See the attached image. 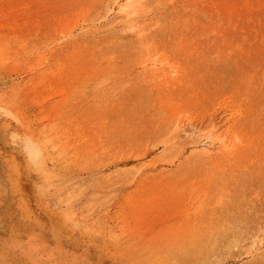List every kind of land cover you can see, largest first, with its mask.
<instances>
[{
    "label": "rangeland",
    "instance_id": "rangeland-1",
    "mask_svg": "<svg viewBox=\"0 0 264 264\" xmlns=\"http://www.w3.org/2000/svg\"><path fill=\"white\" fill-rule=\"evenodd\" d=\"M100 1L102 14L94 16L90 11ZM147 2L0 0V30L8 39L3 47L13 55L0 63V106H5L0 108V234L31 237L43 252L57 247L80 264H198L197 257L205 255L194 246L198 228L212 226L211 219L224 223L235 215L238 221L264 224V178L252 164L232 161L230 169L221 164L227 149L242 144L235 130L255 145L249 148L253 163L264 153V0L195 3V22L187 17L191 9L184 0H160L145 10ZM48 5L55 15L51 22ZM138 10L132 23H115L127 11ZM142 19L143 28L134 24ZM85 28H98L103 37L119 36L109 39L111 50L97 57L114 69L98 71L96 59H80L77 72L51 75L58 57L55 43L80 36ZM17 30L25 39H12ZM144 32L156 38L158 50L135 48L133 38ZM183 36L195 43L191 46L199 56L181 44ZM167 57L171 62L175 57L178 67ZM163 71V79L157 75L149 81L152 73ZM166 97L176 98L182 109L177 112ZM114 118H122L126 140L118 149L114 137H103L99 154L88 163L84 137L100 134V122ZM22 129L51 136L54 151L63 150L69 159L68 167L51 168L55 173L49 178L44 173L49 167L41 168L25 154ZM196 139L204 144L196 147ZM102 227L111 238L99 232ZM254 248L222 264H253L252 252L264 253V239Z\"/></svg>",
    "mask_w": 264,
    "mask_h": 264
},
{
    "label": "bare ground",
    "instance_id": "bare-ground-1",
    "mask_svg": "<svg viewBox=\"0 0 264 264\" xmlns=\"http://www.w3.org/2000/svg\"><path fill=\"white\" fill-rule=\"evenodd\" d=\"M135 2V0H133ZM179 1V0H178ZM185 3L188 2L189 3V8L191 9L190 14L187 16L188 18H191L192 22L196 21L197 15H196V8L197 6L195 5V3H199L202 2L204 4H207L208 0H184ZM109 2V0H108ZM120 2V1H119ZM176 2V1H174ZM245 2V1H244ZM243 2V3H244ZM257 2V1H256ZM172 3V2H171ZM212 3V2H211ZM229 3V2H228ZM160 4V0H148V2L143 5L144 9L146 10L147 7L151 6V5H157ZM184 5V4H183ZM212 5V4H211ZM242 5V4H241ZM263 5V3H262ZM103 2L100 1L99 5L95 6L94 8L91 9L90 12H93L94 16L95 15H100L102 14V9H103ZM164 6V5H163ZM166 6V5H165ZM168 6V5H167ZM171 6V5H170ZM181 6V5H180ZM152 7V6H151ZM227 7V6H226ZM164 8V7H163ZM177 8V7H176ZM179 8V7H178ZM211 8V7H210ZM264 8V7H263ZM171 10V9H170ZM175 10V8H174ZM180 11V10H179ZM212 11V10H211ZM113 12V11H112ZM163 12V11H162ZM185 12V11H184ZM198 12V11H197ZM217 12V11H216ZM150 13V12H149ZM167 13V12H166ZM178 13V12H177ZM186 13V12H185ZM210 13V12H209ZM112 14V13H111ZM164 14V13H163ZM46 15H47V21L51 22L53 20V18L55 17L54 15V11H52L50 9V5H48L47 7V11H46ZM107 15V14H106ZM140 15V11L138 10L136 13H134L133 11H127V14L124 13L122 14V18H119L117 20H115V23L117 22H126L128 24L132 23L133 21L136 20V18ZM160 15V14H159ZM180 15V14H179ZM183 15V14H182ZM187 15V14H186ZM18 16V15H17ZM208 16V15H207ZM186 17V18H187ZM209 17V16H208ZM80 18V17H79ZM112 18V16H111ZM166 18V17H164ZM176 18V17H175ZM178 18V17H177ZM238 18V17H237ZM180 19V18H179ZM247 19V18H246ZM139 20V18H138ZM208 20V18H207ZM103 21V20H102ZM171 21V19H170ZM190 21V22H191ZM149 22V21H148ZM201 22V21H200ZM214 22V21H213ZM167 23V22H166ZM171 23V22H170ZM180 23V22H179ZM199 23V22H198ZM217 23V22H216ZM229 23V21H228ZM234 23V22H233ZM134 24H138L141 25L142 28L145 26L146 22L144 19H142V21L140 23H138L137 21L134 22ZM174 24V23H173ZM188 24V23H187ZM122 25V24H121ZM182 25V24H181ZM199 25V24H198ZM233 25V24H232ZM113 26V24H112ZM172 26V25H171ZM204 26V25H203ZM76 27V26H75ZM174 27V26H173ZM177 27V26H176ZM179 27V26H178ZM234 27V26H233ZM2 28V24L0 23V29ZM155 28V27H154ZM202 28V27H201ZM241 28V27H240ZM160 29V28H158ZM192 29V28H191ZM150 30V29H149ZM97 31H99V29H93L90 30L89 28H85L81 33L80 36L79 35H71L70 37L68 36H64L63 38H61L58 42L55 43L53 49L55 51V55L58 56L56 57V61L55 64L52 66V68L50 69L49 73L51 75L53 74H58V73H66V74H73L75 72H77V68L79 66H81L80 64V59H96L97 57L103 56L106 52L110 51L111 48H109V44H111V42L109 41V39H111L112 41L119 39V36L112 33L113 35L108 37H103L100 34L97 33ZM177 31V30H176ZM176 31H174L176 33ZM73 33V32H72ZM104 33V32H103ZM127 33V32H126ZM194 33V32H193ZM199 33V32H198ZM208 33V32H207ZM74 34V33H73ZM83 34V35H81ZM120 34V33H118ZM146 34V32H144V34H138L133 38L134 43L136 42V49L138 51H142L143 53L146 51H152L153 49L158 50L157 48L159 47L158 42L156 41V38H149V36H144ZM152 34V33H151ZM158 33H156L157 35ZM183 34V33H182ZM60 35V34H59ZM169 36V35H168ZM191 37V36H190ZM163 38V37H162ZM12 39H15L17 41L19 40H23L25 39V35L23 31L17 30L16 34L13 36ZM175 39V38H174ZM184 36L180 37V41L182 40L181 44H185L184 46L189 48V53L191 55L195 54L196 56H199V53L197 51V47L196 46H191L192 44L195 43H188L185 42L184 40ZM106 40V41H105ZM160 40V39H159ZM168 40V39H167ZM178 40V41H179ZM191 40V39H190ZM8 41V39H6V36L4 35L3 32H1L0 30V63H4L8 60L12 59L11 54H9V52L7 50L4 51V47L3 44ZM175 41V40H174ZM177 41V42H178ZM187 41V40H186ZM167 42V41H166ZM169 42V40H168ZM184 42V43H183ZM195 42V41H194ZM205 42V41H204ZM160 44V42H159ZM165 44V43H164ZM172 44V43H171ZM236 44V43H235ZM166 45V44H165ZM173 45V44H172ZM176 45V44H175ZM128 47V46H127ZM46 48V46H45ZM180 49V48H179ZM186 49V48H185ZM201 49V48H200ZM126 51V49H124ZM171 51V49H170ZM178 51V50H177ZM186 51V50H185ZM229 51V50H227ZM46 52V50H45ZM130 52V51H129ZM164 52V51H163ZM174 52V51H173ZM188 52V51H187ZM186 52V53H187ZM127 53V52H126ZM154 53V52H153ZM188 53V54H189ZM151 54V53H150ZM149 54V56H150ZM164 54V53H163ZM160 55V54H159ZM167 55V54H166ZM187 55V54H185ZM215 55V54H214ZM127 56V55H126ZM189 56V55H188ZM204 56V55H203ZM178 57V56H177ZM184 57V56H183ZM212 57V56H211ZM175 58V57H174ZM174 58L173 61H174ZM161 59V58H160ZM197 59V58H195ZM168 62L170 63L171 66L178 67L177 65H174L175 63H173V61L171 62V59L167 57ZM166 60V61H167ZM205 60V59H204ZM208 60V58H207ZM149 61V60H148ZM151 61V60H150ZM165 61V60H164ZM157 62V61H155ZM183 62V61H182ZM181 62V63H182ZM164 63V62H163ZM177 63V61H176ZM191 63V62H188ZM162 65V64H161ZM164 65V64H163ZM162 65V66H163ZM169 65V64H168ZM94 66L98 69V71H104L109 72L111 71V69H114L113 67H109L105 68L104 66H102V64L100 63V60H97L96 63H94ZM127 66V64H126ZM137 66V65H136ZM161 66V67H162ZM181 66V65H180ZM165 67V66H164ZM186 67V66H185ZM137 68V67H136ZM142 68V67H141ZM160 68V67H159ZM157 68V69H159ZM164 69V68H163ZM125 70V69H124ZM128 70V69H127ZM140 70V69H139ZM144 70V69H143ZM160 70V69H159ZM157 70V71H159ZM176 70V69H175ZM181 70V69H180ZM263 70V69H262ZM113 71V70H112ZM146 71V69H145ZM166 73L168 72L167 70H165ZM165 71H163L161 74H153L148 77L149 81L150 79L154 78V76H157L158 78H164L165 75H167L165 73ZM177 71H179L177 69ZM121 72V70H120ZM135 72V71H134ZM1 73V72H0ZM122 73V72H121ZM144 73V72H143ZM183 73V72H182ZM246 73V72H245ZM119 74V73H118ZM128 74V73H127ZM174 74V73H172ZM178 74V73H175ZM180 74V73H179ZM116 75V74H115ZM143 75V74H142ZM150 75V74H149ZM249 75V74H248ZM98 76V75H97ZM139 76V75H138ZM147 76V75H146ZM145 76V77H146ZM182 76V75H181ZM188 76V75H186ZM251 76V75H250ZM10 77V76H9ZM130 77V76H129ZM142 77V76H141ZM14 78V77H13ZM16 78V77H15ZM168 78V77H167ZM194 79V77H192ZM138 79V78H137ZM145 79V78H144ZM169 79V78H168ZM2 80V78H1ZM142 80V79H141ZM115 81V80H114ZM113 81V82H114ZM117 81V80H116ZM119 81V80H118ZM134 81V80H133ZM248 81V80H247ZM11 83V82H10ZM134 83V82H133ZM129 84V83H128ZM138 84V83H137ZM158 84V83H157ZM168 84V83H166ZM180 84V83H179ZM178 84V85H179ZM204 84V83H203ZM6 86V85H5ZM118 86V85H117ZM131 86V85H130ZM137 86V85H136ZM141 86V85H140ZM158 86V85H157ZM165 86V85H164ZM162 86V87H164ZM167 86V85H166ZM125 87V85H124ZM170 87V86H169ZM209 87V86H208ZM7 88V87H6ZM126 88V87H125ZM135 88V87H134ZM152 88V87H150ZM200 88V87H199ZM243 88V87H242ZM146 89V88H145ZM152 89H155L154 87ZM160 89V88H159ZM193 89V88H192ZM122 90V89H121ZM200 90V89H199ZM209 90V89H208ZM128 91V90H127ZM126 91V92H127ZM134 91V90H133ZM151 91V90H150ZM168 91V90H167ZM159 92V90H158ZM182 92V91H181ZM184 92V91H183ZM189 92V91H188ZM194 92V91H193ZM192 92V93H193ZM210 92V91H208ZM121 94V92H119ZM162 93V92H161ZM165 93V92H164ZM178 93V92H177ZM229 93V92H228ZM250 93V92H249ZM18 94V93H17ZM149 94V93H148ZM166 94V93H165ZM183 94V93H182ZM195 94V92H194ZM244 94L245 91H244ZM16 95V94H15ZM178 95V94H176ZM196 95V94H195ZM198 95V94H197ZM14 96V95H13ZM124 96V95H123ZM116 97V96H115ZM126 97V95H125ZM128 97V95H127ZM140 97V96H139ZM155 97V96H154ZM223 97V95H222ZM227 97V95H226ZM244 97V96H243ZM17 98V97H16ZM120 98V97H119ZM168 98V97H166ZM202 98V97H201ZM142 99V98H141ZM147 99V98H146ZM169 99V98H168ZM226 99V98H225ZM241 99V98H240ZM239 99V100H240ZM115 100V99H114ZM132 100V99H131ZM242 100V99H241ZM118 101V100H117ZM126 101V100H125ZM143 101V99H142ZM149 101V100H148ZM157 101V100H156ZM164 102V100H162ZM208 101V100H207ZM217 101V100H216ZM221 101V100H220ZM223 101V100H222ZM114 102V101H113ZM141 102V101H140ZM155 102V100H154ZM170 104L172 105V107L177 110L178 109H182V106L180 104L179 101L174 100V98H170L169 99ZM167 102V103H169ZM209 102V101H208ZM212 102V101H211ZM233 102V101H232ZM235 102V101H234ZM241 102V101H240ZM108 103V102H107ZM101 104V103H100ZM154 104V103H153ZM164 104V103H163ZM211 104V103H210ZM114 105V104H112ZM118 105V104H117ZM167 105V104H166ZM165 105V106H166ZM194 105V104H193ZM203 105V104H202ZM206 105V104H205ZM224 105V104H223ZM249 105V104H248ZM156 106V105H155ZM196 106V105H194ZM207 106V105H206ZM221 105L218 104V107ZM236 106V104H235ZM264 106V104H263ZM4 105H1L0 108H4ZM16 107V106H15ZM31 107V106H30ZM149 107V106H148ZM169 107V106H167ZM171 107V108H172ZM200 107V106H199ZM227 107V106H226ZM250 107V106H249ZM108 108V107H107ZM125 108V107H122ZM163 108V107H162ZM186 108V107H185ZM189 108V107H188ZM191 108V107H190ZM203 108V107H202ZM227 108H230L229 106ZM234 108V107H233ZM236 108V107H235ZM242 108V107H240ZM248 108V107H247ZM264 108V107H263ZM149 109V108H148ZM170 109V108H169ZM195 109V108H193ZM205 109V108H204ZM216 109V107H215ZM219 109V108H218ZM120 110V109H119ZM118 110V111H119ZM167 110V109H166ZM171 110V109H170ZM173 110V111H175ZM191 110V109H190ZM234 110V109H233ZM249 110V109H248ZM172 111V112H173ZM189 111V110H188ZM195 111V110H194ZM200 111V110H199ZM213 111V110H212ZM216 111V110H215ZM240 110H238L239 112ZM176 112V111H175ZM183 112V111H182ZM72 113V112H71ZM158 113V112H157ZM170 113V111H169ZM174 113V112H173ZM234 113V112H233ZM108 114V113H107ZM124 114V113H123ZM128 114V113H127ZM225 114V113H224ZM231 114V113H230ZM239 114H241L239 112ZM164 115V114H163ZM162 115V116H163ZM237 115V113H236ZM257 115V114H256ZM13 116L16 119H19L20 116L19 114L13 113ZM167 116V115H166ZM238 116V115H237ZM118 117V116H117ZM128 117V116H126ZM145 117V116H144ZM157 117V116H156ZM230 117V116H229ZM232 117V114H231ZM230 117V118H231ZM235 117V116H234ZM162 118V117H160ZM156 119V118H155ZM164 119V118H162ZM221 119V118H220ZM219 119V120H220ZM228 119V118H227ZM237 119V118H236ZM249 119V118H248ZM257 119V118H256ZM94 119H91V122ZM114 121L112 122H107V123H103L102 121L100 122V127L99 129L100 134H95L93 138H85L83 139V149H84V158L87 159L88 163H92L95 158L94 156L99 154V141L101 139L102 142V138L106 137V136H110V137H114L116 139V144L118 145L116 148L119 149V143L120 141H124L126 140L127 135H124L121 132V128L119 125V122H122V118L121 119H113ZM140 120V119H139ZM152 120V119H151ZM218 120V119H217ZM234 120V119H233ZM160 121V119H159ZM236 121V120H235ZM245 121V120H244ZM249 121V120H248ZM99 122V121H98ZM147 122V121H145ZM149 122V121H148ZM147 122V124H148ZM234 122V121H232ZM158 123V122H157ZM156 123V124H157ZM226 122H224L225 124ZM229 123V121H228ZM227 123V124H228ZM243 123V122H242ZM65 124H69L71 125V123H69V121H65ZM81 124L83 125L84 129L86 128V122L83 121L81 122ZM95 124H98L97 122H95ZM110 124V125H109ZM231 124V123H230ZM233 124V123H232ZM90 125V124H89ZM109 125V126H108ZM242 125V124H241ZM38 126V125H37ZM163 126V125H162ZM161 126V127H162ZM231 126V125H230ZM240 126V125H239ZM254 126V125H253ZM252 126V127H253ZM256 126V125H255ZM128 127V126H127ZM229 127V126H228ZM26 128H28V126H26ZM106 128V130L104 129ZM233 128V127H232ZM256 128V127H255ZM229 129V128H228ZM239 129V128H238ZM79 130V129H78ZM227 130V129H226ZM232 130V129H231ZM23 133L25 134L22 139L23 141V148H24V152L25 154L28 156V159L33 162L36 165H39L41 168L45 169L46 167H49V169L45 170L44 173L48 175L49 178H53L54 177V170L51 168L57 167V166H61L62 168H67L68 164H69V159H67L65 157V155L63 154V150H58V152L54 151V146H56L53 143V139L50 136L48 139L42 135L41 133H39L38 131H30V130H24L22 129ZM230 131V130H229ZM228 131V132H229ZM70 132V131H69ZM233 132V131H232ZM106 133V134H105ZM241 132L238 130L234 131V134L238 137L241 138V142L242 144L237 145H232V148L227 149V151L224 153V157L222 156V162L221 164H225V167L227 169H230L231 167L229 166L230 163L232 161H235L239 164L244 163V164H252L254 165V167H256V171L258 174H260L263 178H264V153L260 152L256 157V162L253 163V159H251L250 153H251V149H249L250 147L255 146L252 142V140H250L247 137H244L240 134ZM251 133V132H250ZM71 134V133H70ZM84 134L85 130H84ZM230 134V133H228ZM232 134V133H231ZM72 135H74L72 133ZM104 135V136H103ZM152 135V134H151ZM246 135V134H245ZM81 136V135H80ZM229 136V135H228ZM231 136V135H230ZM100 137V138H99ZM230 138V137H229ZM239 139V138H238ZM97 140V142L95 141ZM237 140V139H236ZM226 141V139H225ZM238 141V140H237ZM258 141V140H256ZM263 142V139L261 140ZM221 141H219L220 143ZM261 142V143H262ZM196 144V147L198 145H203L204 141L203 139H196V141L194 142ZM256 144V143H255ZM221 145V144H220ZM264 145V144H263ZM262 146V145H261ZM226 147V146H224ZM222 148V147H221ZM257 148V147H256ZM218 149V148H217ZM220 150V148H219ZM218 150V151H219ZM255 150V149H254ZM253 150V151H254ZM204 151V150H203ZM215 152V151H214ZM221 152V151H220ZM224 152V151H222ZM221 152V153H222ZM74 153V152H73ZM210 153V152H209ZM218 153V152H217ZM256 153V152H255ZM254 153V154H255ZM223 154V153H222ZM191 155V154H190ZM210 155V154H209ZM214 155V154H213ZM212 155V156H213ZM190 157V156H189ZM211 158V156H210ZM218 158V157H217ZM175 159V158H174ZM197 159V158H196ZM213 159V158H212ZM217 160V159H215ZM214 161V160H212ZM255 161V160H254ZM49 163L52 164V166L49 165ZM116 163V162H115ZM209 163V162H208ZM215 163V162H214ZM175 165V164H174ZM219 166V165H218ZM214 167V166H213ZM183 168V167H182ZM172 169V168H171ZM176 169V168H175ZM233 169V168H232ZM237 168H235L236 170ZM165 170V169H164ZM226 170V169H225ZM175 172V171H174ZM224 173V172H223ZM222 173V174H223ZM44 174V175H45ZM88 174V173H87ZM76 180V179H75ZM84 181V180H83ZM246 182V181H245ZM244 182L243 186L246 184ZM83 183V182H82ZM217 183V182H216ZM67 186V185H66ZM251 186V185H250ZM199 187V186H198ZM249 187V186H248ZM173 188V187H172ZM260 189V188H259ZM263 189V188H262ZM244 191V190H243ZM231 193V192H230ZM229 193V194H230ZM234 194V193H232ZM240 194V193H239ZM238 194V195H239ZM260 195V194H259ZM72 199V198H71ZM240 199V198H239ZM260 201V200H259ZM238 204V203H237ZM76 215V214H75ZM235 215H231L230 218L227 219L226 222L224 223H220L219 221L216 222L214 219L210 220V223L213 224L210 227H201L198 228V233L196 236V241L194 243L195 248L197 249V253L198 254H202L205 253L204 257H197L198 264H222V262L226 259H234L237 260V258L241 257V255L248 253L252 250V248H254L255 243L259 240V239H264V224L261 222H255L254 224H249L247 222H242V221H238L235 218ZM1 228V227H0ZM4 228V227H2ZM13 230V229H12ZM23 230V229H22ZM101 231H99L102 235H104L107 238H111L108 235V230H106L105 227H102L100 229ZM19 233V232H18ZM22 236V235H21ZM25 237V236H24ZM118 237V236H115ZM20 238V237H19ZM39 238V237H38ZM52 246V245H51ZM69 246V245H68ZM121 246L125 249V251H128L130 249L129 246H123V244H121ZM45 247V246H44ZM55 248V247H54ZM255 249V248H254ZM122 250V249H121ZM71 252V251H70ZM73 253V252H72ZM81 257V256H80ZM98 259V258H97ZM251 260H254L253 264H264V253L263 251L257 250V251H253L252 252V257ZM95 263V262H94ZM93 263V264H94ZM0 264H80L78 262V260L76 258H74L73 254L67 252V251H62L59 250L57 247L55 250H47L46 252L42 251V249H40V247L38 246V244L36 243V241H33V238H29L27 240H18V239H14L12 237L9 238V236H5L0 234ZM151 264V262H150ZM156 264V263H153ZM159 264V263H157Z\"/></svg>",
    "mask_w": 264,
    "mask_h": 264
}]
</instances>
